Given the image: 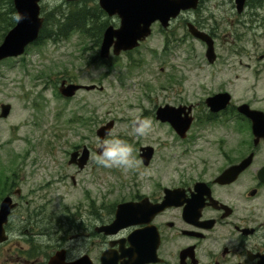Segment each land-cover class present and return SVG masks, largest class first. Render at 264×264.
I'll list each match as a JSON object with an SVG mask.
<instances>
[{
	"label": "rangeland",
	"instance_id": "374dc122",
	"mask_svg": "<svg viewBox=\"0 0 264 264\" xmlns=\"http://www.w3.org/2000/svg\"><path fill=\"white\" fill-rule=\"evenodd\" d=\"M6 1L0 0L1 12L8 8ZM91 2L41 0V8L43 14L54 8L91 11ZM245 4L238 13L234 0H207L197 11L179 16L167 33L155 29L129 56L113 62L112 56L107 61H93L96 45L77 30L56 41L41 39L23 55L1 60L0 104L9 103L11 110L0 117V191L14 181L27 199L35 198L27 191L56 198L47 206L56 212L63 208L58 199L71 204L87 193L110 203L112 192L120 197L132 183L151 188L159 181L175 179V167L185 169L193 161L191 153L213 151L221 130L194 123L187 136L180 138L168 122L156 119L155 111L164 104L201 103L217 85L233 101H252L264 107V0ZM186 18L202 19L213 33L216 53L227 59L224 70L214 74L206 65L205 45L183 27ZM61 79L102 89L80 90L64 98L58 91ZM201 107L199 104L198 109ZM137 118L151 121L144 136L134 133ZM109 120L114 126L105 139L119 138L130 144L135 166L103 167L94 160L95 149L85 169L70 166L67 161L72 149L82 145L97 148L95 131ZM196 136L199 138L192 142ZM144 145L154 149L147 167L138 156ZM8 228L9 239L0 245V263L8 262V257L12 261L15 249L24 244L14 217Z\"/></svg>",
	"mask_w": 264,
	"mask_h": 264
},
{
	"label": "flooded vegetation",
	"instance_id": "af4514ba",
	"mask_svg": "<svg viewBox=\"0 0 264 264\" xmlns=\"http://www.w3.org/2000/svg\"><path fill=\"white\" fill-rule=\"evenodd\" d=\"M206 1L200 0L192 12ZM91 6L94 14L80 23L79 32L94 42L97 49L92 60L100 62L103 33L108 26L118 29L121 18L105 12L99 0H92ZM173 21L167 28L153 22L152 31L167 33ZM189 22L214 39L202 19L186 18L185 29ZM133 50L115 54L112 46L107 60L111 56L112 62L129 56ZM206 65L216 74L225 69L227 59L216 53L213 61L206 59ZM224 92L228 91L217 85L209 97ZM255 103L233 101L231 96L226 106L216 111L206 105L205 99L201 103L177 104L182 109L181 116L187 114L192 118L191 126L206 124L218 132L221 130L216 148L210 153H191L193 161L185 169L175 167V179L159 181L151 188L132 183L120 197L112 192L110 203L90 197L89 193L71 204L58 199L63 202L58 215L59 211L47 208L56 198L48 199L37 191H27L35 197L27 199L19 185L14 181L7 183L6 189L0 191V202L9 196L15 206L4 228L9 235V222L14 217L24 244L15 249L12 261L8 257V262L0 264H47L57 256L65 264L80 259L81 264H102V254L106 252L112 257V264H264V140L255 142L252 121L240 110L246 105L264 114V107ZM81 147L75 146L72 150ZM87 147L90 151L95 149ZM248 158L239 172L226 173ZM89 163L90 159L83 169ZM69 165L77 168L76 164ZM83 169L77 168V171ZM71 180L75 185L73 175ZM121 204H126L125 226L112 225V233L101 230L102 226L114 222Z\"/></svg>",
	"mask_w": 264,
	"mask_h": 264
},
{
	"label": "water",
	"instance_id": "95a60500",
	"mask_svg": "<svg viewBox=\"0 0 264 264\" xmlns=\"http://www.w3.org/2000/svg\"><path fill=\"white\" fill-rule=\"evenodd\" d=\"M17 17H23L17 20L15 24L5 33L0 42V60L8 57H16L24 53L26 46L34 42L38 37L43 25V17L40 16V0H12ZM76 1V0H66ZM199 0H99L100 6L109 15L118 14L121 18V25L118 29L108 26L102 38L100 46V57L105 58L109 55L113 46V52L119 54L121 50H128L138 46L139 42L144 40L151 33V24L155 21L160 22L162 27H167L169 20L175 18L180 11L195 9ZM245 0H235L236 9L240 12L243 9ZM188 32L195 38L203 41L206 45L205 56L208 61H213L215 57L212 38L205 32L197 29L192 23L187 24ZM95 85H79L74 83L65 84L63 81L59 92L65 97H71L80 88L86 90L93 89ZM230 101V94L227 92L218 93L206 99V104L211 110L224 108ZM0 116L6 117L10 111V104H1ZM252 121V131L257 142L258 139L264 140V114L262 111L250 110L246 105L240 108ZM182 109L170 105L160 106L156 110V118L160 121H167L174 128L180 137H185L192 118L181 116ZM113 121L100 126L96 134L100 140L110 132L113 127ZM140 157L144 165H148L153 154L151 146H145L140 149ZM99 154V149H97ZM89 157V150L83 146L81 153L71 152L69 163H76L82 168ZM79 158V161L76 159ZM249 158L240 165L234 166L226 173L233 171L239 172ZM15 205L9 196H6L0 202V243L5 242L8 236L4 229L8 214ZM127 220L126 204L118 206L116 218L113 223L102 226L101 230L106 233H112V225L116 228L125 226ZM77 260L67 264H81ZM47 264H65L58 256L51 259ZM102 264H112V257L109 252L102 254Z\"/></svg>",
	"mask_w": 264,
	"mask_h": 264
},
{
	"label": "trees",
	"instance_id": "16d2710c",
	"mask_svg": "<svg viewBox=\"0 0 264 264\" xmlns=\"http://www.w3.org/2000/svg\"><path fill=\"white\" fill-rule=\"evenodd\" d=\"M5 3L8 4V8L5 12L0 11V39L16 20L12 0H7ZM91 14H94V10L90 11L87 8L76 11L54 9L51 13L45 14L38 41L48 37L54 39L66 37L69 31L79 27L81 22L87 21Z\"/></svg>",
	"mask_w": 264,
	"mask_h": 264
},
{
	"label": "clouds",
	"instance_id": "9594fccd",
	"mask_svg": "<svg viewBox=\"0 0 264 264\" xmlns=\"http://www.w3.org/2000/svg\"><path fill=\"white\" fill-rule=\"evenodd\" d=\"M22 18L18 16L17 20ZM133 125L135 135L144 136L151 127V121L137 118ZM97 148L99 154L94 156V160L103 167L131 169L135 166L132 146L119 138L101 140L97 143Z\"/></svg>",
	"mask_w": 264,
	"mask_h": 264
}]
</instances>
